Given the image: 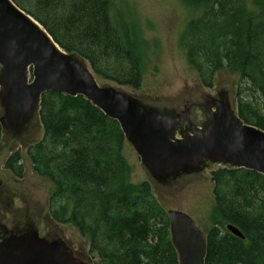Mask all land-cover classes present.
<instances>
[{"label": "trees", "instance_id": "16d2710c", "mask_svg": "<svg viewBox=\"0 0 264 264\" xmlns=\"http://www.w3.org/2000/svg\"><path fill=\"white\" fill-rule=\"evenodd\" d=\"M12 1L97 79L142 88L145 42L129 8L118 12L113 0ZM182 1L200 14L180 36L188 63L209 89L222 71L240 75L239 117L264 131V0ZM39 118L44 137L27 155L33 171L55 187L52 219L89 238L99 264H179L168 212L148 182H131L119 122L82 96L54 92L42 97ZM22 162L17 151L5 168L23 178ZM212 181L219 219L207 235L205 264H264V176L225 167Z\"/></svg>", "mask_w": 264, "mask_h": 264}, {"label": "water", "instance_id": "95a60500", "mask_svg": "<svg viewBox=\"0 0 264 264\" xmlns=\"http://www.w3.org/2000/svg\"><path fill=\"white\" fill-rule=\"evenodd\" d=\"M0 97L10 124H20L40 109L49 92L84 97L119 122L125 138L157 178H167L187 166L205 161L247 169L264 176V131L232 116L228 100L204 130L182 134L181 121L148 108L124 90L101 86L77 54L65 52L46 29L12 0H0ZM5 119L1 125H10ZM179 264H205L207 236L181 211H168ZM0 230V264H81L61 239ZM228 230L244 239L234 226Z\"/></svg>", "mask_w": 264, "mask_h": 264}, {"label": "rangeland", "instance_id": "374dc122", "mask_svg": "<svg viewBox=\"0 0 264 264\" xmlns=\"http://www.w3.org/2000/svg\"><path fill=\"white\" fill-rule=\"evenodd\" d=\"M115 8L130 9L145 42L143 51V86L140 90L117 86L98 78L101 86L124 90L148 108L166 117L181 121L178 138L204 130L218 114L221 105L230 103L232 116H239L238 90L241 76L222 71L215 76L214 86L204 87L197 71L188 63L180 36L188 22L198 17L182 0H113ZM117 20H121L119 14ZM84 63L90 68L89 64ZM1 93V89H0ZM11 122L7 107L0 97V124ZM44 137L39 110L20 124L2 127L0 144V230L13 234H35L47 239H61L81 264H99L91 253L90 240L72 225L56 223L50 215V200L54 185L38 176L27 155L30 146ZM23 156L24 176L18 178L5 168L15 152ZM124 157L131 169V182H148L158 203L168 211L189 215L207 236L219 219L216 212L215 184L212 173L224 164L205 161L200 166L181 168L167 178H155L144 165L136 148L126 140Z\"/></svg>", "mask_w": 264, "mask_h": 264}, {"label": "flooded vegetation", "instance_id": "af4514ba", "mask_svg": "<svg viewBox=\"0 0 264 264\" xmlns=\"http://www.w3.org/2000/svg\"><path fill=\"white\" fill-rule=\"evenodd\" d=\"M0 144H1V142H0ZM53 240V239H52Z\"/></svg>", "mask_w": 264, "mask_h": 264}]
</instances>
